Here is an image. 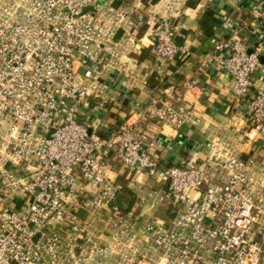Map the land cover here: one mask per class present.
I'll list each match as a JSON object with an SVG mask.
<instances>
[{
  "label": "built area",
  "instance_id": "obj_1",
  "mask_svg": "<svg viewBox=\"0 0 264 264\" xmlns=\"http://www.w3.org/2000/svg\"><path fill=\"white\" fill-rule=\"evenodd\" d=\"M116 1L0 0V264H264L259 49L232 30L201 62L232 79L247 112L207 121L186 97L198 80L186 79L111 127L98 113L117 106L107 79L129 71L141 50L136 29H152L160 82L166 64L194 56L175 38L185 0L148 16ZM252 16L263 20L264 7ZM186 126L207 134L204 152L166 164L163 142ZM113 160L130 171L145 208L165 201V218L123 200Z\"/></svg>",
  "mask_w": 264,
  "mask_h": 264
},
{
  "label": "crops",
  "instance_id": "obj_2",
  "mask_svg": "<svg viewBox=\"0 0 264 264\" xmlns=\"http://www.w3.org/2000/svg\"><path fill=\"white\" fill-rule=\"evenodd\" d=\"M168 0H117L116 6L134 7L148 16L150 13L166 14L165 3ZM250 0H185L181 5L180 14L174 18L176 27V42L184 45L194 52L189 59L178 55L174 62L165 65L164 81L158 79L155 69V60L150 53L152 41V29L149 25H143L135 30V35L140 42L141 50H137L128 60L129 71L107 79V83L116 90L119 99L117 106L106 112L98 113L101 122L111 127L123 123L127 115L137 106L143 105L150 100L152 95L159 96L162 89L171 84H177L186 79L198 80L199 87L186 93L189 101L195 102L201 114L208 121L224 123L227 118L236 111L247 112V103L238 99L232 89V79L215 67L201 69V62L205 55L214 49L215 43L226 39L232 30H237L240 37L249 48L259 49L264 54V47L256 48L252 38L251 25L255 22L252 10L255 7H264L262 3H252L251 8L243 6ZM261 1V0H258ZM228 5L230 10L225 8ZM264 21V19H263ZM126 81V82H125ZM256 87L264 86V64L253 75ZM151 90L148 93L147 90ZM164 133L175 137L177 133L165 127ZM181 136L193 139L196 147H204L207 143V134L200 127H184ZM203 140V141H202ZM200 144L202 146H200ZM183 146L180 150L164 147L162 155L166 164H179L187 156ZM203 149V148H202ZM200 156L201 151L191 150L188 155ZM112 167L116 171L117 181L126 186V192L122 195L123 200L132 208L142 212L151 209L145 208L144 203L136 198L135 192L138 183L131 182L132 174L120 161L113 160ZM148 187L158 189L160 184L146 175L139 177ZM144 206V207H143ZM146 217H148L146 215Z\"/></svg>",
  "mask_w": 264,
  "mask_h": 264
},
{
  "label": "water",
  "instance_id": "obj_3",
  "mask_svg": "<svg viewBox=\"0 0 264 264\" xmlns=\"http://www.w3.org/2000/svg\"><path fill=\"white\" fill-rule=\"evenodd\" d=\"M256 0H250L249 3L246 5H243V6H246V7H249L251 8V4L254 3ZM262 3L263 1H256V3ZM225 8L229 9L230 10V7L228 5L225 6ZM94 8L93 7H89L87 8L86 10H93ZM251 35H252V38L254 40V45L256 46V48H260V47H264V21L263 20H257L255 21L252 25H251ZM250 52H253L255 51L256 49L254 47H251L250 49ZM259 57H260V61L261 63L264 64V54L262 53H259ZM164 139L166 140V138L164 137ZM166 146H168L169 148L173 149V150H178L180 148H182L183 146L186 148V149H190L193 147V145L195 144V141L193 139H187L185 136H176L172 142H168L166 140L165 142ZM200 146H202L200 144Z\"/></svg>",
  "mask_w": 264,
  "mask_h": 264
},
{
  "label": "rangeland",
  "instance_id": "obj_4",
  "mask_svg": "<svg viewBox=\"0 0 264 264\" xmlns=\"http://www.w3.org/2000/svg\"><path fill=\"white\" fill-rule=\"evenodd\" d=\"M169 128V127H167ZM203 141V140H202ZM164 144V147H168L166 146L165 142H163ZM169 148V147H168ZM203 148V149H202ZM180 150V149H179ZM178 150V151H179ZM191 150H194V151H201V152H204L205 150V147H196L195 145H193L192 148H190L189 150L188 149H185L184 151L186 152V154L188 155L190 153ZM193 155V153L191 154ZM166 211H167V207H166V203L165 201L161 202V203H157L155 205V207L149 212V214H147L148 217H155V216H159V217H163L165 218L166 217Z\"/></svg>",
  "mask_w": 264,
  "mask_h": 264
}]
</instances>
